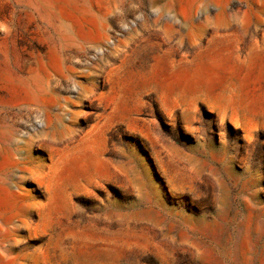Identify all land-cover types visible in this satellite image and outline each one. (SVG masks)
I'll list each match as a JSON object with an SVG mask.
<instances>
[{"label": "rangeland", "instance_id": "1", "mask_svg": "<svg viewBox=\"0 0 264 264\" xmlns=\"http://www.w3.org/2000/svg\"><path fill=\"white\" fill-rule=\"evenodd\" d=\"M263 32L264 0H0V264H264V130L184 95Z\"/></svg>", "mask_w": 264, "mask_h": 264}, {"label": "crops", "instance_id": "2", "mask_svg": "<svg viewBox=\"0 0 264 264\" xmlns=\"http://www.w3.org/2000/svg\"><path fill=\"white\" fill-rule=\"evenodd\" d=\"M210 37L208 41L212 43L206 45L207 51L217 55L204 57L199 54L193 59V64H216L218 59L226 67L217 68L215 76L194 75L192 91L184 95L191 105L205 106L241 130L245 136H252L264 130V76L254 80L251 78L241 88V81L232 79L240 80L242 77L222 73L245 72L251 66L254 67L253 71L264 73V32L219 33ZM221 55L225 56L224 61L219 60Z\"/></svg>", "mask_w": 264, "mask_h": 264}]
</instances>
